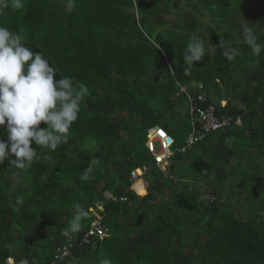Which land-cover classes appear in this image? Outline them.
I'll use <instances>...</instances> for the list:
<instances>
[{
	"label": "trees",
	"instance_id": "16d2710c",
	"mask_svg": "<svg viewBox=\"0 0 264 264\" xmlns=\"http://www.w3.org/2000/svg\"><path fill=\"white\" fill-rule=\"evenodd\" d=\"M25 5L0 12V25L23 28L25 45L44 54L57 79L72 77L88 94L66 144L54 152L33 145L37 157L23 170L0 165V264L9 258L52 264L57 249L71 235L82 237L96 215L105 237L54 264H264V49L253 55L242 33L247 24L264 44V0ZM192 36L204 40L206 55L188 65L183 54ZM231 49L236 53L228 59ZM181 87L195 99L204 94L197 105L212 104L232 120L191 151L175 152L164 172L145 143L156 126L175 136L174 149L185 143L191 115ZM142 165L153 168L135 193L130 171ZM122 195L126 202L118 200ZM76 203L89 215L65 237Z\"/></svg>",
	"mask_w": 264,
	"mask_h": 264
},
{
	"label": "clouds",
	"instance_id": "9594fccd",
	"mask_svg": "<svg viewBox=\"0 0 264 264\" xmlns=\"http://www.w3.org/2000/svg\"><path fill=\"white\" fill-rule=\"evenodd\" d=\"M25 7V0H0V12L22 11ZM242 33L252 54L260 55L264 44L257 42L252 28L243 24ZM24 40L23 28L13 32L0 25V129H3L0 165L8 161L9 166L21 170L30 167L37 157L34 146L54 152L68 142L69 130L77 121L88 94L87 86L72 77L57 79V69L42 52L27 47ZM217 47L224 49V42L219 40ZM235 53L236 49H231L224 54L231 59ZM205 55L204 40L192 36L183 54L184 63L201 62ZM41 123L46 127H40ZM96 163L95 159L89 163L81 174L82 180L89 179ZM74 208L71 223L61 232L65 237L79 232L82 221L89 215L79 203ZM99 264H111V261L102 259Z\"/></svg>",
	"mask_w": 264,
	"mask_h": 264
},
{
	"label": "built area",
	"instance_id": "2783aa9c",
	"mask_svg": "<svg viewBox=\"0 0 264 264\" xmlns=\"http://www.w3.org/2000/svg\"><path fill=\"white\" fill-rule=\"evenodd\" d=\"M181 92H185V87L180 88ZM187 101L190 106L191 115V126L190 132L185 140V143L174 149L175 140L169 135V133L162 127L156 126L148 130V140H146V148L152 155L154 160V166L159 167L164 172L166 168L172 161V157L175 152L186 153L193 149L195 144L204 136L211 131L222 130L230 124L232 118L227 116H218L216 114V108L214 105L210 104L208 106H200L195 102L204 103L206 100L204 94L197 95L195 99L188 93H186ZM224 104V102H223ZM239 123V121H238ZM158 149V151H157ZM153 167L149 165H142L141 167L134 168L130 171L129 180L132 182L131 189L133 192L137 193L135 184L138 182L140 177L149 174ZM107 198H112V195L107 193ZM211 201L213 197L211 194L207 195ZM116 200L115 198H113ZM120 202H126L127 196L122 195L118 198ZM99 209H103L101 204H97ZM105 237V227L101 215H96L95 218L90 223L88 229L83 233L82 237L78 238L71 235L66 243L61 245L55 252L54 260L52 264L63 262L66 259L72 258L76 247L90 244L92 238L103 239ZM7 264H29L26 260L15 261L13 258L6 260Z\"/></svg>",
	"mask_w": 264,
	"mask_h": 264
},
{
	"label": "rangeland",
	"instance_id": "374dc122",
	"mask_svg": "<svg viewBox=\"0 0 264 264\" xmlns=\"http://www.w3.org/2000/svg\"><path fill=\"white\" fill-rule=\"evenodd\" d=\"M180 112H181V115L179 116V119L182 120L183 122L186 120V116H185V110L184 108H181L180 109ZM177 136L180 138V139H184L186 137V131H185V127L183 126L182 129L177 132ZM175 138V136H173ZM177 139V137H176ZM158 151V149H157ZM170 165V164H169ZM186 165V164H185ZM167 169V168H166ZM184 170L188 173L189 176L193 175L192 171L185 167Z\"/></svg>",
	"mask_w": 264,
	"mask_h": 264
},
{
	"label": "bare ground",
	"instance_id": "6f19581e",
	"mask_svg": "<svg viewBox=\"0 0 264 264\" xmlns=\"http://www.w3.org/2000/svg\"><path fill=\"white\" fill-rule=\"evenodd\" d=\"M135 188L137 190V193H141L143 191V185L140 182H137L135 184Z\"/></svg>",
	"mask_w": 264,
	"mask_h": 264
},
{
	"label": "crops",
	"instance_id": "0c3cea01",
	"mask_svg": "<svg viewBox=\"0 0 264 264\" xmlns=\"http://www.w3.org/2000/svg\"><path fill=\"white\" fill-rule=\"evenodd\" d=\"M107 195V194H106Z\"/></svg>",
	"mask_w": 264,
	"mask_h": 264
}]
</instances>
